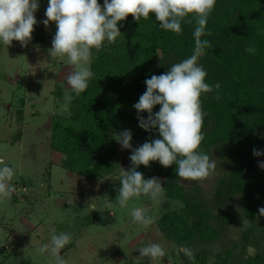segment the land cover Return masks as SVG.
I'll list each match as a JSON object with an SVG mask.
<instances>
[{
  "label": "trees",
  "instance_id": "obj_1",
  "mask_svg": "<svg viewBox=\"0 0 264 264\" xmlns=\"http://www.w3.org/2000/svg\"><path fill=\"white\" fill-rule=\"evenodd\" d=\"M195 26L183 23L177 35L161 29L154 14L140 22L129 15L118 24L122 35L115 42L92 50L87 89L72 92L67 114L54 116L51 123L50 148L64 156L63 169L96 182L120 168L117 128L147 119V112L134 108L146 91V79L160 75L162 59L172 57L175 64L193 53ZM205 31L201 39L212 47L198 63L207 72L206 82L220 87L201 95L200 150L212 160L217 151L224 173L207 194L200 181L178 177L175 164L165 168L153 161L136 171L162 176L167 199L183 205L157 221L161 233L180 248L183 264H264V216L259 214L264 173L257 172L254 161L264 154H253V149L264 153V0H216ZM249 45L255 54L245 50ZM18 114L22 121L23 112ZM150 132V142L162 139L158 129ZM131 154L126 156L129 170ZM185 247L193 259L181 250ZM211 257L215 262H209Z\"/></svg>",
  "mask_w": 264,
  "mask_h": 264
},
{
  "label": "rangeland",
  "instance_id": "obj_2",
  "mask_svg": "<svg viewBox=\"0 0 264 264\" xmlns=\"http://www.w3.org/2000/svg\"><path fill=\"white\" fill-rule=\"evenodd\" d=\"M102 6V0H98ZM32 40L26 47L13 41L7 48L0 43V158L15 169L11 183L15 192L0 200V262L3 264H55L48 252L37 248L49 244L51 236L70 233L72 240L60 255L68 264H183L180 248L172 244L157 226L169 210L181 211L183 205L170 201L165 190L157 202L141 195L121 208L116 203L123 170L128 171L126 156L145 142L151 132L139 126L122 123L118 134L130 130L131 148L117 141L120 168L100 181H90L70 173L60 164L64 156L51 150V123L56 115L67 114L72 91L65 80L72 71L67 57L52 58L49 49L56 24L46 27L48 0H38ZM173 58L158 63L160 75L172 66ZM90 67V64L88 65ZM23 112L22 121L18 112ZM21 134V137L16 138ZM252 158V157H251ZM216 169L200 181L202 189L212 194L224 165L214 151ZM256 170L264 157L254 159ZM145 179L162 176L148 172ZM144 208L155 222L145 228L132 222L131 209ZM236 236V233L234 234ZM159 243L166 255L159 261L141 256L139 248ZM209 261L215 262V258Z\"/></svg>",
  "mask_w": 264,
  "mask_h": 264
},
{
  "label": "clouds",
  "instance_id": "obj_3",
  "mask_svg": "<svg viewBox=\"0 0 264 264\" xmlns=\"http://www.w3.org/2000/svg\"><path fill=\"white\" fill-rule=\"evenodd\" d=\"M215 4L216 0H104L101 6L98 0H48L43 23L46 27L50 22L56 24L49 54L52 58L67 57L66 65L72 66V71L65 80L76 95L87 89L93 77L88 66L92 50L99 51L105 41L115 42L122 35L118 24L129 15L140 22L154 14L161 29L177 35L182 34L183 23L195 22L193 53L173 64L166 73L146 79V91L134 104L138 113H148L147 119L138 117L139 126L146 131L158 129L162 139L145 142L132 151V168L128 171L122 169L119 175L116 203L121 208L127 207L133 197L144 195L157 202L163 195L161 181L158 178L145 179L136 171L140 165L148 167L150 162L159 161L167 168L175 164L178 177L198 182L215 172V161L200 150L205 116L201 95L213 91V88L219 89L220 85L207 83V72L198 63L205 49L212 47L201 37L206 34L208 18ZM38 8V0H0V43L8 48L15 40L26 47L38 23L35 17ZM245 50L252 54L257 51L252 45ZM156 105L160 106L159 111L153 113ZM117 136L123 148H131L130 130ZM253 154L260 156L264 153L253 149ZM259 167L264 169V163ZM14 175L15 169L0 158V200L10 198L15 192L11 183ZM130 214L133 223L145 228L155 222L144 208L133 207ZM259 214L264 216V207L259 209ZM243 226H247V221L243 220ZM71 240L70 233H54L50 243L40 246L37 251L48 252L55 264H68L60 252ZM138 250L141 256L152 261H159L166 255L159 243H149ZM181 250L189 259L194 258L189 248Z\"/></svg>",
  "mask_w": 264,
  "mask_h": 264
}]
</instances>
